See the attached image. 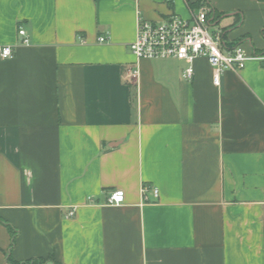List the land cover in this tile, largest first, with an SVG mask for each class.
<instances>
[{"label": "crops", "instance_id": "0c3cea01", "mask_svg": "<svg viewBox=\"0 0 264 264\" xmlns=\"http://www.w3.org/2000/svg\"><path fill=\"white\" fill-rule=\"evenodd\" d=\"M204 4L264 56V0H0V264H264V64L216 86L205 58L189 80L130 50Z\"/></svg>", "mask_w": 264, "mask_h": 264}, {"label": "built area", "instance_id": "2783aa9c", "mask_svg": "<svg viewBox=\"0 0 264 264\" xmlns=\"http://www.w3.org/2000/svg\"><path fill=\"white\" fill-rule=\"evenodd\" d=\"M216 17L206 4L196 12L191 19L186 20L179 16H173L161 23H151L144 20L138 22V31L135 42L130 46L132 54L137 60H179L185 61L190 66L185 71L189 80L194 77L193 63L198 58H205L213 69V82L220 85L221 76L227 71L238 72L243 70L248 62L260 61L264 64V56H251L242 46L226 47L222 33L216 29ZM18 34L21 45L31 43L27 31L21 27ZM101 43L108 41L106 36L99 38ZM13 46L1 48L3 59H12ZM139 77V69L136 66L127 68L125 79L134 83ZM148 190L143 188L144 200ZM153 196L159 197L158 189H153ZM126 194L123 190H116L109 194L106 204L109 206H121L125 203ZM93 201L91 198L89 199ZM74 210L69 213L73 217Z\"/></svg>", "mask_w": 264, "mask_h": 264}, {"label": "trees", "instance_id": "16d2710c", "mask_svg": "<svg viewBox=\"0 0 264 264\" xmlns=\"http://www.w3.org/2000/svg\"><path fill=\"white\" fill-rule=\"evenodd\" d=\"M10 263L11 264H20V263H16V262H13L11 259H9ZM47 262H51L53 264H62L58 261L55 260L54 257H50L49 260H35V261H31V262H25V263H21V264H46Z\"/></svg>", "mask_w": 264, "mask_h": 264}]
</instances>
